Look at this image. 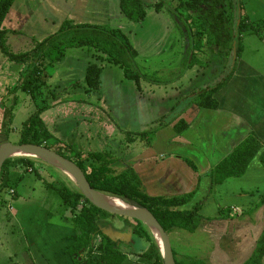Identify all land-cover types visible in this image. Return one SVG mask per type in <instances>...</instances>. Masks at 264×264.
Wrapping results in <instances>:
<instances>
[{"label": "crops", "instance_id": "0c3cea01", "mask_svg": "<svg viewBox=\"0 0 264 264\" xmlns=\"http://www.w3.org/2000/svg\"><path fill=\"white\" fill-rule=\"evenodd\" d=\"M166 1L170 9L175 11L176 0ZM233 3L235 19L236 9L239 6L240 19L246 23L259 24L260 27L257 33L243 32L241 35L235 27L229 56H226L227 51L224 47L209 46L205 39H202L198 52L194 51L193 32L189 28V22L185 20L188 14L184 12V15L175 17L176 26L180 30H177L178 33H175L169 44L174 51L173 66L182 67L184 70L194 64H203L207 70L209 69L208 77L202 84L197 87L192 86L191 89L185 87L180 105L169 104L167 108L147 107L145 105L148 104L147 102L143 100L144 104L138 98H132L129 95L122 99L123 95L113 88H108L107 95L110 109L112 107L115 112L123 116L121 119L126 120L125 124L132 127V133L142 135L150 133L149 139L142 145V151L126 159L114 157L118 161L122 160L123 165L116 163L117 167H115L113 163L112 167L114 170L118 167L121 170L125 167L132 168L141 181L142 190L150 197H173L193 193L192 202L190 201L181 209L187 210L196 204L202 205L198 212L202 217L198 229L194 233L176 229L169 234V238L172 246L174 238L175 241L180 242L181 238L189 239L196 232H203L213 242H210L211 251L209 250L207 258L201 259L197 255L181 254L172 249L177 255L195 257L204 264H215L216 261L217 264H224V261H227L226 252L216 249L217 242L214 239L230 241L229 256H233L232 260H240L236 264H242L251 256L263 226L261 216L263 207L251 211L258 202L259 196L264 193V189L261 188L264 187V169L258 160L264 150V0H233ZM153 5L154 3H151L148 6L153 7ZM144 6L146 8L145 4ZM10 12L9 9L1 29L13 33L21 29L18 22L23 19H19L18 9L14 11L13 16ZM66 20L72 22L70 19ZM58 29L59 27L56 31ZM119 30L122 32L121 29ZM47 32L51 33V29ZM146 35L150 36L146 38L153 37V33ZM251 36H255L256 40L251 39ZM238 47L239 52H237ZM134 50L137 52L136 49ZM193 54L195 59L191 64ZM63 61L59 63L66 65ZM146 68L144 70L150 74H159L157 68L150 66ZM145 71L141 73L147 74ZM104 87L105 84L99 80V87L96 90L103 93ZM211 91H215L212 97L217 101V108L198 107L194 96ZM114 96H119L120 99L117 101ZM180 120L184 121L187 127L184 132L176 135L174 126ZM143 124L146 126L141 127ZM147 125L151 126L150 131H147ZM249 136L257 139L261 147L257 156L249 163L246 173L242 177L227 178L220 185L213 186L210 177L212 169ZM62 147L63 150L66 149V146ZM78 151L93 153L88 147L87 150L78 148ZM18 166V164L10 165L8 168L12 191L8 193L13 198L18 194L15 188L16 183L23 182L24 176L27 175L25 173L21 175ZM40 171L42 174L46 172L47 176L49 174L45 170ZM38 176L43 178V175ZM62 176L67 178L63 174ZM33 183L41 185L42 188L39 191H42L40 196L44 197V200L41 201L36 221L27 229L25 244L29 252V261H24L25 264H75V256L67 252V247L73 243L72 238L75 233L70 211L63 206L57 193L48 189L49 183H52L50 180H47L46 189L39 181L35 180ZM33 183L27 181L23 184L31 188ZM5 192H0V203L2 202L1 194ZM34 194V191L27 192L28 197ZM220 197H226L230 201L226 204L215 203L214 200ZM249 203L253 204L251 208L239 214L233 213L238 211L237 206L244 209ZM221 209L230 210L228 218H217ZM205 210H211L209 216H203ZM253 218L254 223H251L249 219ZM97 226L99 232L102 229H110L121 237L130 238V240L125 239L128 244L132 239L134 246L143 245L142 252L146 248L143 240L134 237L133 228L129 236L121 233L122 230L118 232V228L114 229L116 224L112 223L111 217L99 220ZM189 235L191 236L188 237ZM99 241L100 236L96 235L93 239L94 245H98ZM129 247L132 246L129 245ZM137 250L140 251V249Z\"/></svg>", "mask_w": 264, "mask_h": 264}, {"label": "rangeland", "instance_id": "374dc122", "mask_svg": "<svg viewBox=\"0 0 264 264\" xmlns=\"http://www.w3.org/2000/svg\"><path fill=\"white\" fill-rule=\"evenodd\" d=\"M117 1L16 0L10 8V15L13 16L14 11L18 9L19 19H23L18 22L21 29L13 33L9 32L3 41L4 50L8 53L15 55L32 53L36 43L54 33L60 23L66 19L72 20L73 24L100 25L122 30L129 44L138 52L134 59V66L132 64L129 66V72L126 67L108 64L105 56L98 51V47L67 50L63 61L66 65L55 63L47 67L44 91L49 96L48 102L51 107L41 114L45 128L53 136V143L48 145L53 150L59 151L63 148L62 146L69 145L77 151L78 148L87 150L88 147L93 153H108L113 156L115 167H117L116 163L123 165V161H118L114 157L126 159L142 151V145L149 139L150 133L142 135L131 132L132 127L125 124L126 120L121 119L123 116L115 112L112 107L110 109L108 88L121 93L122 99L129 95L143 103L147 102L148 104L144 103L147 107L167 108L169 104L180 105L185 87L191 89L192 86L197 87L202 84L209 72L203 64H194L184 70L182 67L173 66L174 51L169 44L175 33H178L177 30H180L176 26L175 17L184 15L182 10L172 11L167 1L161 0L164 7L160 13H156L153 7L148 5L160 0H141L146 5L145 17L138 23H131L120 14ZM236 26L237 21L234 18V28ZM50 29L51 33H48L47 30ZM149 33H153V37L146 38L150 37L146 35ZM251 39L256 40L255 36H251ZM27 62L21 64L11 62L0 52V142L7 140L11 144H17L23 123L35 112L30 98L19 89L31 61ZM91 64L102 68L99 80L105 84L103 93L88 88L85 74L87 67ZM147 66L157 68L159 74H150L145 71ZM125 70L132 76H126ZM134 70L137 73L145 71L147 74L139 73L134 78ZM114 98L117 101L120 99L119 96ZM144 126L146 125H141V127ZM150 128L151 126L147 125V131H150ZM33 166L35 170L31 168V172L28 171L30 167L25 169L22 165L18 166L20 174L27 175L24 176L23 182L16 183L15 188L18 194L15 198L8 192L1 194L0 264H25L24 261H29L25 236L27 229L36 221L41 201L44 200V197L40 196L41 185L33 181L41 182L45 189L47 180L54 185L68 183L60 171L45 162L35 160ZM118 168L115 169L116 172L119 171ZM262 168L264 169L263 166ZM41 169L50 175H45L46 172L42 174ZM38 175H43V178L42 176L39 178ZM25 181L33 183V188L26 187L23 184L26 183ZM71 187L73 186L70 184ZM232 187L237 188L235 185ZM261 188L264 189V187ZM32 191L35 192L34 196L28 197L27 192ZM229 201L226 197L214 200L217 204H226ZM252 205L249 203L244 209L237 206L238 211L233 213L239 214L251 208ZM210 212L211 210H205L203 216H209ZM254 218L249 219L251 223H254ZM111 220L116 224L113 228H118V232L122 230L121 233L128 236L132 232V220L118 216H111ZM202 233L200 231L192 236L189 235L188 237L191 236L189 239L181 238L180 242L175 241L174 238L172 248L178 253L197 255L205 259L211 251L209 248L212 241ZM214 240L217 242L216 249L226 252L228 256L224 264L240 262V260H232L233 256H229L230 241ZM143 244L147 247L145 241ZM118 247L126 255V261L123 264H153L152 261L138 256L144 247L143 245L134 246L132 239L129 244L127 241H122ZM81 257L85 259V254ZM217 263L216 261L215 264ZM261 264H264V257Z\"/></svg>", "mask_w": 264, "mask_h": 264}, {"label": "trees", "instance_id": "16d2710c", "mask_svg": "<svg viewBox=\"0 0 264 264\" xmlns=\"http://www.w3.org/2000/svg\"><path fill=\"white\" fill-rule=\"evenodd\" d=\"M120 13L130 22L138 23L145 17V6L141 0H118ZM14 0H0V52L11 62L21 64L31 61L29 69L20 85V90L25 93L35 107V112L23 123L17 144L31 143L42 145L53 150L49 145L53 142V136L45 128L41 114L51 107L48 102L49 96L45 94V78L47 67L64 60L65 52L70 49L83 47H98V51L105 56L108 64L120 66L127 69L134 66L137 52L132 48L126 36L119 29H111L105 26L78 25L71 21H64L59 29L42 41L36 43L32 53L15 55L4 50L3 41L8 33L1 29L10 7ZM164 7L160 0L153 5L155 12ZM175 10L187 13L185 20L189 22V28L193 32L194 51L198 52L202 39L207 45H221L226 49V56L230 55L232 48V37L234 31L235 6L233 0H176ZM174 11V9L172 10ZM259 25L246 23L240 20L237 26L239 35L243 32L257 33ZM196 52V53H197ZM239 52V47L237 48ZM195 59L192 56L191 64ZM28 63V62H27ZM135 68V67H134ZM102 68L91 64L86 69L85 79L88 88L96 90L99 87V75ZM133 77L139 73L134 70ZM126 76L129 75L125 70ZM215 91L199 93L194 96V101L200 108L216 109L217 101L212 97ZM187 124L180 120L174 126L176 135L186 129ZM4 140L0 144L6 142ZM260 143L254 137L249 136L235 148V150L210 172L213 186L220 185L225 179L231 177H242L252 159L260 151ZM60 148L55 151L64 158L74 162L84 173L90 186L99 192L117 197L124 202L148 210L159 222L167 234L176 229L194 233L201 222L202 217L198 213L201 204H196L190 209H181L191 201L193 193L173 197H150L144 193L141 181L136 172L130 168L116 172L112 167L114 159L108 153H87L74 150L72 145L66 149ZM63 151V152H61ZM259 163L264 167V150L259 155ZM35 159L27 157H15L8 159L3 166L0 179V192L10 190L8 168L10 165H22L35 170L33 164ZM36 172V171H35ZM68 183L54 185L49 183L48 189L57 193L59 199L66 209L71 213V223L74 228L73 243L67 247V252L75 256V264H122L125 254L120 251L114 242L105 237L98 230L97 222L101 219L111 217L93 205L67 179ZM70 184L73 186L70 188ZM1 206V203H0ZM261 209L263 226L256 241L251 256L242 264H261L264 257V193L259 196L254 210ZM230 210L221 209L217 218H228ZM126 219V218H125ZM133 221L134 237L146 242L147 247L139 255L153 262L163 264L159 250L149 233L141 223ZM100 236L98 245H94L93 239ZM85 254V259L82 258ZM176 264H204L195 257L180 256L173 251Z\"/></svg>", "mask_w": 264, "mask_h": 264}, {"label": "water", "instance_id": "95a60500", "mask_svg": "<svg viewBox=\"0 0 264 264\" xmlns=\"http://www.w3.org/2000/svg\"><path fill=\"white\" fill-rule=\"evenodd\" d=\"M236 21L238 26L240 22L239 8L236 11ZM15 157H27L47 163L65 175V177L71 181V183L83 195V197L97 209L113 216H118L141 223L151 234L159 250L163 264H176L169 234L165 232L159 222L148 210L135 207L117 197H113L94 190L90 186L82 170L74 162L42 145L31 143L11 144L7 141L0 144V179L3 173V166L6 161ZM105 197L107 199L108 197L111 199H116L117 201L124 203L125 206L123 208L114 206L111 203L106 202L104 199ZM101 232L105 237L116 244H118L120 241H125V239L130 240V238L121 237L117 232H113L110 229H102Z\"/></svg>", "mask_w": 264, "mask_h": 264}, {"label": "bare ground", "instance_id": "6f19581e", "mask_svg": "<svg viewBox=\"0 0 264 264\" xmlns=\"http://www.w3.org/2000/svg\"><path fill=\"white\" fill-rule=\"evenodd\" d=\"M104 199L106 200V202L111 203L114 206H117L120 208H123L125 206L124 203H121L120 201H117L116 199H111L109 197L108 199L106 197Z\"/></svg>", "mask_w": 264, "mask_h": 264}, {"label": "built area", "instance_id": "2783aa9c", "mask_svg": "<svg viewBox=\"0 0 264 264\" xmlns=\"http://www.w3.org/2000/svg\"><path fill=\"white\" fill-rule=\"evenodd\" d=\"M29 172H31V170H29ZM2 192H3V191H2ZM9 192H10V193H12V191H11V190H9Z\"/></svg>", "mask_w": 264, "mask_h": 264}]
</instances>
